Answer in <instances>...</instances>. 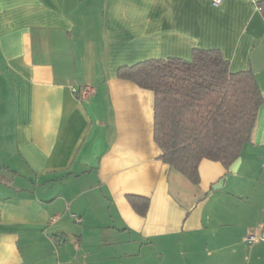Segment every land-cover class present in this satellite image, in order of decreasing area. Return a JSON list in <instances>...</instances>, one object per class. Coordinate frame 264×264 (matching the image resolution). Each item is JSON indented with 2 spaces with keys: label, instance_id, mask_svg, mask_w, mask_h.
<instances>
[{
  "label": "crops",
  "instance_id": "1",
  "mask_svg": "<svg viewBox=\"0 0 264 264\" xmlns=\"http://www.w3.org/2000/svg\"><path fill=\"white\" fill-rule=\"evenodd\" d=\"M258 1L0 0V264H264L246 239L264 233ZM196 48L250 68L262 103L236 171L202 158L192 183L160 158L153 92L117 69Z\"/></svg>",
  "mask_w": 264,
  "mask_h": 264
},
{
  "label": "trees",
  "instance_id": "2",
  "mask_svg": "<svg viewBox=\"0 0 264 264\" xmlns=\"http://www.w3.org/2000/svg\"><path fill=\"white\" fill-rule=\"evenodd\" d=\"M264 18V0L257 2ZM117 75L154 94L153 138L163 162L198 183L202 158L226 168L250 139L262 95L250 68L231 71L217 48H196L190 59L146 58L121 65ZM145 215L149 198L126 194Z\"/></svg>",
  "mask_w": 264,
  "mask_h": 264
},
{
  "label": "built area",
  "instance_id": "3",
  "mask_svg": "<svg viewBox=\"0 0 264 264\" xmlns=\"http://www.w3.org/2000/svg\"><path fill=\"white\" fill-rule=\"evenodd\" d=\"M211 1L214 4H219L222 0H211ZM71 90L72 91H76V88L71 87ZM89 92H90V87L89 86H85V87L82 88V90L79 92V94H80L81 97H84L87 94H89ZM52 218H54V216H52L51 219ZM258 238L264 240V233H261L260 235L249 234L246 239H247V241H253V240H256Z\"/></svg>",
  "mask_w": 264,
  "mask_h": 264
},
{
  "label": "water",
  "instance_id": "4",
  "mask_svg": "<svg viewBox=\"0 0 264 264\" xmlns=\"http://www.w3.org/2000/svg\"><path fill=\"white\" fill-rule=\"evenodd\" d=\"M240 162V157L238 156L237 158H235L229 165V169L232 170V171H236L237 167H238V164ZM221 185V180H219L218 182L214 183L212 185V188H217V187H220Z\"/></svg>",
  "mask_w": 264,
  "mask_h": 264
}]
</instances>
